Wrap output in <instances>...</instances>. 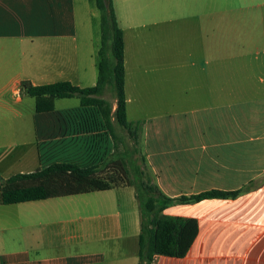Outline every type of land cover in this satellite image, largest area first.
Wrapping results in <instances>:
<instances>
[{"label": "crops", "instance_id": "crops-1", "mask_svg": "<svg viewBox=\"0 0 264 264\" xmlns=\"http://www.w3.org/2000/svg\"><path fill=\"white\" fill-rule=\"evenodd\" d=\"M80 1L0 0L2 180L12 175L7 173L15 161L36 159L35 170L51 161L99 164L114 155L116 130L124 129L115 125L111 135L95 107L81 108L79 97L71 96L37 112L34 98L20 91L22 81L95 84L99 43L84 35L91 20L81 14ZM221 2L112 0L124 40L126 116L138 124L140 158L156 184L171 197L239 191L165 208V214L194 218L197 232L184 256L157 255L152 264H264V28L259 42L241 46L249 49L243 60L222 56L230 48L215 35L222 15L264 1ZM109 100L114 109L115 100ZM14 130H26L32 139L22 143L27 150L7 159ZM114 190L125 192L128 201L90 203L83 223L63 196L0 203V209L35 207L40 227L25 249L1 255L0 264H137L134 187L95 192ZM64 248L69 252H59Z\"/></svg>", "mask_w": 264, "mask_h": 264}, {"label": "trees", "instance_id": "trees-1", "mask_svg": "<svg viewBox=\"0 0 264 264\" xmlns=\"http://www.w3.org/2000/svg\"><path fill=\"white\" fill-rule=\"evenodd\" d=\"M94 4L99 11L95 84L79 87L68 81L42 85L22 81L20 91L34 98L37 112L53 110L55 99L78 96L81 108H96L103 126L111 135H115L117 125L135 142L138 124L129 122L126 116L123 32L117 25L112 0H94ZM105 93L115 100L114 109L111 101L103 97ZM134 151L135 148L131 149L128 157ZM122 157L114 153L99 164L51 161L33 171L12 174L6 179H0V203L14 204L133 186L140 211L137 264H152L157 255L184 256L197 232L194 218L165 214V208L193 203L203 198L235 197L239 193L238 190L210 189L197 194L171 197L156 184L155 176L143 156L140 163L131 159V171L124 161L126 156Z\"/></svg>", "mask_w": 264, "mask_h": 264}, {"label": "rangeland", "instance_id": "rangeland-1", "mask_svg": "<svg viewBox=\"0 0 264 264\" xmlns=\"http://www.w3.org/2000/svg\"><path fill=\"white\" fill-rule=\"evenodd\" d=\"M223 6L224 2L227 0H221ZM240 3H249V2H261L264 0H238ZM79 10L84 18L91 20L89 23V29L86 30L84 35L92 36L93 41L99 43V11L95 7L94 0H82L79 2ZM242 10L236 9L233 13L224 14L220 20V33L215 34L216 40L221 42L222 45H228L230 49L223 51L224 54H229L232 57H235L236 60H243L248 56L249 49L241 47L245 43L250 42H259L260 39V29L264 28V3L259 7H248L241 8ZM95 12V18H91L90 14ZM251 44V43H250ZM250 44L247 48H250ZM240 45V46H239ZM246 54V55H245ZM104 98L111 99L110 95L106 93ZM139 130V129H138ZM137 130V139L138 142L135 143L137 150L131 157H128V152L133 149L135 145L132 138H130L126 131L116 130V135L113 139L115 147L113 148V154L116 152V155L120 157L126 156L124 161L127 167L132 169L131 159L136 157L140 158L142 155V146L138 135L140 131ZM140 137V136H139ZM32 139V135L25 130H14L13 142L14 145L7 151L5 157H9V153L14 156L18 153L25 151L29 148V145L22 144L24 141ZM118 142V143H116ZM18 143V145L16 144ZM118 144V146L116 145ZM139 148V149H138ZM122 157V158H123ZM59 157L53 156L50 160H60ZM1 160V155H0ZM62 160V159H61ZM107 160V159H106ZM77 161L86 162L85 159L80 158ZM37 160H31L30 162H13V165L10 167V171L7 174H13L17 172H26L33 170L36 167ZM43 164V163H42ZM131 177L133 176L130 173ZM104 192H90V193H80L69 196H63L59 198L60 200L71 204V208L75 209L73 213L74 218H79L78 223L81 221V216H83L84 209L86 205L94 202H120L123 203L127 200V194L125 192H120V190L109 192L108 194H101ZM6 207V206H5ZM1 208L0 209V256L18 249H25V242L31 241L32 237H37L39 235V225L37 224V209L34 208H16L12 206L10 208ZM63 217V215H59ZM82 222V221H81ZM83 223V222H82ZM31 239V240H27ZM35 248L31 249V254H35ZM69 249V248H68ZM67 248L59 250V252H69ZM41 250L38 249V252Z\"/></svg>", "mask_w": 264, "mask_h": 264}]
</instances>
